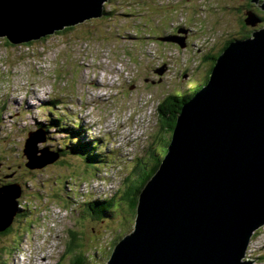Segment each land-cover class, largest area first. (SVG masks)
I'll use <instances>...</instances> for the list:
<instances>
[{"label":"rangeland","instance_id":"rangeland-1","mask_svg":"<svg viewBox=\"0 0 264 264\" xmlns=\"http://www.w3.org/2000/svg\"><path fill=\"white\" fill-rule=\"evenodd\" d=\"M247 2L109 0L103 17L32 45L0 38V186L23 188L11 232L0 233V264H71L79 254L87 264H107L113 244L134 230L136 216L118 196L124 180L141 177L140 160H151L152 149L165 154L159 138L170 134L161 129L159 105L173 94L201 89L211 58L255 30L243 26ZM51 99L55 105H44ZM50 114L84 125L106 161L88 167L81 158L61 156L43 169H28L25 142L30 132L47 130L36 124L48 123ZM46 133L39 149L59 152L64 136ZM96 173L102 175L93 185H99L97 196L82 186ZM110 199L116 206L109 218L85 208ZM73 233L79 244L74 253ZM247 257L264 264V226Z\"/></svg>","mask_w":264,"mask_h":264},{"label":"water","instance_id":"water-1","mask_svg":"<svg viewBox=\"0 0 264 264\" xmlns=\"http://www.w3.org/2000/svg\"><path fill=\"white\" fill-rule=\"evenodd\" d=\"M108 1L0 0V38L40 41L103 17ZM251 1L264 12V0ZM247 15V26L262 22ZM40 131L23 149L33 171L61 157L39 149L47 140ZM167 149L139 194L134 230L107 264H253L248 249L264 226V27L222 51L208 82L181 107ZM22 193L20 184L0 186V233L15 222Z\"/></svg>","mask_w":264,"mask_h":264},{"label":"trees","instance_id":"trees-1","mask_svg":"<svg viewBox=\"0 0 264 264\" xmlns=\"http://www.w3.org/2000/svg\"><path fill=\"white\" fill-rule=\"evenodd\" d=\"M248 3V2H247ZM248 9V5H247ZM106 13V12H105ZM246 26V25H245ZM249 28V26H246L245 29ZM74 28H67L65 31L69 30H74ZM252 33V30L247 32V35L244 36V38L250 37ZM7 40V39H6ZM230 42H228L222 50L219 52L218 55L215 57L211 58L212 62V67L214 66L217 58L219 55L222 53V51L228 46ZM33 42L28 43V45H32ZM212 69V68H211ZM209 71V76L210 72ZM209 76L205 79L204 83L206 84L208 82ZM204 84V85H205ZM201 87V85H200ZM199 88H194L192 92L189 93H177L173 94L171 96H168L162 103L159 105V119L161 121V129L170 134V137L168 139H163L159 138V141L162 142V149H164V156H162L159 153L158 149H152L150 152L149 158L151 160L149 161H141L140 160V165H142V174L141 177L138 179V173L136 176L133 178V176H128L124 180V188L120 190L118 193L120 196L121 202L125 203L127 207H129V210L133 213L132 216H136V209H137V204H138V197L142 189L145 187L147 182L154 176L156 171L158 170L163 158L168 152V145L171 139L172 135V129L175 126L176 123V117L178 113L181 110V107L183 106L184 103H186L192 96L193 94L198 91ZM53 98V97H52ZM56 100H49L47 101L44 105H55ZM6 106V104H4ZM48 123L45 122H39L36 124L37 127H43L46 130V132H49L51 130H55L57 133H60L61 135L64 136V143L61 150H58L61 152V156H75L78 158L83 159L88 167L95 166L96 164L103 163L106 161V157L102 154L101 148L99 146V143H94L93 140H88L86 132L87 129L84 125L82 124H70L67 122V120L63 117L59 118L56 117L53 114H50ZM57 150V148H56ZM59 163V162H58ZM97 168V167H95ZM99 170V169H98ZM138 172V169H137ZM97 174V173H96ZM94 179H97V176H94V178L88 180L89 183L93 181ZM23 191V188H22ZM119 191V190H118ZM23 194V193H22ZM93 194L95 195V191L93 190ZM115 199H110V200H103V201H96L93 203H87L85 205V208L87 209L88 212L92 213H97L101 215L103 218H109L112 215L113 209L116 206V201ZM121 204V203H120ZM20 205V203H19ZM27 207V206H26ZM22 208V207H21ZM115 211V209H114ZM19 212L21 210L19 209ZM25 213V211H24ZM86 215V213H84ZM90 214V213H88ZM23 216V215H22ZM21 216V217H22ZM15 223V222H14ZM13 223V224H14ZM13 226V225H12ZM12 226L2 234H9L11 232ZM121 238V237H120ZM118 238V239H120ZM120 240H117L115 244H113L112 248L116 246V244ZM79 247L78 240L76 237V233L72 234V239L70 242V247L69 251L73 250L74 251ZM113 249L111 251H113ZM111 254V252H110ZM71 264H87L86 262V257L82 254L75 255L72 258Z\"/></svg>","mask_w":264,"mask_h":264},{"label":"flooded vegetation","instance_id":"flooded-vegetation-1","mask_svg":"<svg viewBox=\"0 0 264 264\" xmlns=\"http://www.w3.org/2000/svg\"><path fill=\"white\" fill-rule=\"evenodd\" d=\"M248 1V3L246 4V8H247V5H248V10L246 11V12H254V13H256L257 15H258V17L261 19V23L260 24H258V27L259 28H262L263 26H264V12L263 11H261V9H260V7H259V5H256L255 3H253L251 0H247ZM243 26L244 27H246L247 26V24H246V22H245V19L243 20ZM246 25V26H245ZM254 29H257V26L254 28ZM205 81V80H204ZM204 81L201 83V87H203L204 86ZM62 157H64V156H62ZM9 180V181H8ZM11 180V178H9V177H7V179L5 180L6 182H12V181H10ZM2 184V183H1Z\"/></svg>","mask_w":264,"mask_h":264},{"label":"bare ground","instance_id":"bare-ground-1","mask_svg":"<svg viewBox=\"0 0 264 264\" xmlns=\"http://www.w3.org/2000/svg\"><path fill=\"white\" fill-rule=\"evenodd\" d=\"M97 172H99V171H97ZM96 176H97V179H94L93 181H91V183H89L88 180L87 181L85 180V182L83 183L82 186H85L86 189L87 188L88 189L91 188V186H93L95 183L100 181L102 175L100 176V174H96ZM97 186H99V185H97ZM94 191H95V196H97L98 194H101V193L98 192V190H94Z\"/></svg>","mask_w":264,"mask_h":264},{"label":"built area","instance_id":"built-area-1","mask_svg":"<svg viewBox=\"0 0 264 264\" xmlns=\"http://www.w3.org/2000/svg\"><path fill=\"white\" fill-rule=\"evenodd\" d=\"M128 136H131L132 139H135L136 137L133 136L131 133L128 134ZM131 145V142L129 140H127V143H126V146H130ZM92 188V192L93 190H98L99 191V186H91ZM100 192V191H99Z\"/></svg>","mask_w":264,"mask_h":264}]
</instances>
